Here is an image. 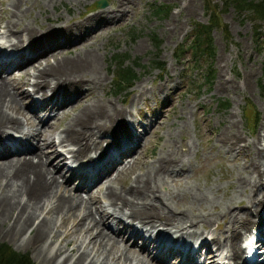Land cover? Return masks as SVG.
Here are the masks:
<instances>
[{
	"label": "bare ground",
	"instance_id": "6f19581e",
	"mask_svg": "<svg viewBox=\"0 0 264 264\" xmlns=\"http://www.w3.org/2000/svg\"><path fill=\"white\" fill-rule=\"evenodd\" d=\"M45 1L54 4L59 0ZM122 1L124 2L116 0L109 10L95 11L96 13L84 21L75 22L73 25H55L57 34L45 28L36 37V40L44 41L40 46H34V43L27 41L34 33L32 26L22 23L15 28L16 23L12 22L14 20L4 19L3 28L6 35L0 38H6L4 42H8L9 47L0 54V70H6L9 76L5 74L4 77L0 76L1 236L10 235L13 240L18 237L19 244L32 246L43 264H104L107 256L114 259L112 264H122L116 251L118 246L126 245L127 238L131 240L130 244L135 246L136 238L142 239L138 249H132L131 253L124 254L128 262L135 260L137 264H147L153 260L163 261L168 255L172 258L173 255L179 257V254L181 257L177 259L176 264H218L214 260L216 250L211 247L213 244L218 246L221 243L227 247L230 264H264V253L258 252L264 247V181L260 180L261 175H264V124L260 127L262 132L248 142L241 132H238L233 118L234 111L231 112L232 117L231 114L228 115L230 119H220L222 123L214 134V140L210 137V145L224 146L226 150L244 145L246 150H250L251 147L254 150L240 166L235 169L224 168L221 177L225 179L229 177L226 184L232 185V188L220 202L209 196L208 191L212 189L210 186L206 188L207 193L201 190L198 184L192 186L194 192H191L192 188L189 186L182 188L180 192L168 190L164 173L173 171L175 174L172 165L179 164L178 161H174L178 157L175 153L156 158L143 172H131L129 181L135 183L133 186L122 184L117 188L110 181L101 196H92L88 193L101 173L106 172L114 163L119 162L126 154L134 152L142 144L143 133L131 132L133 123L127 125L128 122H124L125 128L121 130L119 128L115 138L107 137L101 151L90 154L89 151L100 150L98 137L107 134L112 123L120 119L123 122L125 114L131 116L129 107L132 104L126 109L118 108L116 102L89 94L100 86L104 78L97 61L98 57L96 58L97 50L89 45L82 51L73 49L74 57H69L67 45L71 40L84 34L88 28L94 29L95 24L121 19V15L126 11V5ZM8 6L12 9L13 17H16L18 0H9ZM48 40L51 41L50 44L45 43ZM11 46L15 47L14 51L18 50L16 55ZM35 47H42L43 50ZM14 65L20 66L19 69L13 68ZM262 66L264 70V59ZM14 75H17L15 80L22 78L24 82L19 83L12 79ZM224 75L220 68L214 90L228 93L240 89L243 85H249V78L235 81ZM38 78L42 80L39 81ZM170 81L174 79L166 75L165 80L153 86L149 84L148 88L141 84L136 88L139 95L135 94L132 102L143 98L147 92L164 91L165 87L170 85ZM26 84L31 85V90L22 89ZM83 89L85 92H82ZM36 90L49 95L41 94L36 100L29 98L28 101L24 100L25 102L21 100L24 97L28 98L29 92L35 93ZM78 93L82 94L87 103L80 111L69 112V108H66L70 104L69 98ZM42 107L52 114L38 115L37 111ZM44 121L47 122L42 126ZM54 129L58 131L55 133ZM207 140L205 139V142ZM53 145L60 146L62 152L56 149L49 150ZM87 152L89 156L83 158ZM53 153L62 156V163L64 158L73 161V164L67 165V170L70 171L68 177H74L76 181L74 188H69L66 185L69 178L61 175L63 166L59 163L61 161L53 164L51 158ZM126 163L115 173V177L132 165ZM47 165H52V168ZM55 175L62 176L63 181L58 182ZM160 185H165V191L161 190ZM75 189L84 191L86 195L76 192ZM191 193L192 198H188L187 195ZM183 196L189 200H179ZM251 205L258 207L255 208L253 215ZM109 217L120 221L121 228L113 230L107 226ZM56 218L68 222L69 227L62 230V237L59 238L64 242L49 249L53 240L60 236L58 232L52 230ZM197 224L204 227L212 224L216 226L208 240L211 241L210 244L202 239L197 243L206 246L200 257H197L199 248L186 244L182 233L174 236L171 234L169 238L159 237L160 231L167 226L186 229ZM218 225L221 228H218ZM156 226L160 229L155 230ZM223 231L227 233L224 234ZM71 232L76 235L81 233L80 238L77 240L76 236V243L67 247L71 241L67 236ZM86 232L89 233L88 240L85 239ZM25 233H28L27 236ZM247 238L251 241L246 249L241 246V241ZM149 245L156 251L151 252ZM59 255H62L61 258L57 257ZM257 256L262 259L254 261Z\"/></svg>",
	"mask_w": 264,
	"mask_h": 264
},
{
	"label": "rangeland",
	"instance_id": "374dc122",
	"mask_svg": "<svg viewBox=\"0 0 264 264\" xmlns=\"http://www.w3.org/2000/svg\"><path fill=\"white\" fill-rule=\"evenodd\" d=\"M96 1L97 0H84L75 2L72 0H59L51 4L45 0H18L17 16L13 17L11 12L12 9L8 6L9 0H0V36L6 35L5 29L3 28L4 19H12L14 20L12 22L16 23L15 28H18L22 23H27L32 26L34 33H32L33 35L29 37L27 41L34 43V46H40V43L44 41L36 40V37L39 36V33L45 28H48L47 31L51 30L57 34L55 25H73L75 22L84 21L95 11H100V9L109 10L116 0H106V4L102 6L96 5ZM213 1L217 9H219L218 18L220 24L219 26L213 27L210 31L213 50L211 57L207 60L211 72L209 84L202 82V74L199 69L201 61L196 63V65H198L197 67L192 66L193 64L191 62L185 63L184 58L177 57L179 51L177 48L182 42L183 37L189 31L191 24L196 21L205 22L207 19V15L204 12L203 0H124V2H122L126 5V11L124 15H121V19H115L114 22H100L95 24L96 27L94 29L93 27L88 28L84 34L79 38L71 40L67 45L70 53L69 57H74V50L82 51L83 49H87L89 45L97 50L96 58L98 57L97 61L104 78L100 86L96 87V89L93 90L94 92H90L89 94H96V96L101 99L106 98L116 102L119 105L118 108L123 107L126 109L129 104H132L129 107L131 116L125 114L123 122H121L122 119H120L112 123L108 133L98 137L100 150L89 151L90 154H93V152H100L102 146L106 143L105 139H107V137L111 136L115 138L117 130L119 128L120 130L125 128L124 122H128L127 125L133 123L132 132L140 133L142 131L143 133V137L141 138L142 144H140L134 152L126 154L123 159L114 163L111 168L101 173L100 176L95 179L96 182L93 183L89 190L90 192H88L92 196H101L104 188L110 181H112L111 184L117 188L122 184L133 186L135 183L132 182V180L129 181L131 172H143L147 167H150V163L156 158L166 157L168 154L174 153L178 156L174 161L179 162L178 165H172L175 174L173 171L164 173L165 182L167 184L166 187H168L169 191L173 190L175 192L177 190V192H180L182 188L185 189L188 186L192 188V186L198 184L201 190L207 193L206 188L210 186L212 189L210 188L211 190L208 191V194L210 193L209 196H213L216 202H220L221 199L230 192L232 185L226 184L229 177L225 179L221 177V173L224 172V168L230 167L235 169L237 166H240L242 162L244 163L246 158L248 159L250 154L253 153L254 148L250 145L251 149L246 150L243 145L231 150H226L224 146L220 147L217 144L210 145V137L214 140V134L222 123L220 119H230L228 115L231 114L232 117L233 111L235 113L238 112L237 114L233 113L238 132H241V135L247 139L248 142H251L258 133L262 132L260 127L261 124H264V70L262 66L264 59V19L254 18L252 14L244 11L237 12L231 5L224 4L222 0ZM152 4L163 5L161 11L157 14L152 13ZM8 10H10L11 15L8 13ZM16 20L18 21L16 22ZM151 33H154L156 39L159 40L157 46H155V41L150 37ZM257 35L258 37H255ZM5 39L6 38L3 37L0 38V49L2 50L0 54L4 52V49L6 51L9 47L7 46L8 42H4ZM50 42V40L45 41L46 44H50ZM11 47L13 48L12 51H14L15 47ZM35 48L42 49V47ZM17 52L18 50L14 51V53ZM114 54L125 57L123 61L124 64L129 65L134 72V78L129 84L120 86L118 89L112 85L114 76L113 65L110 61ZM36 62L37 61H35V63ZM12 67L19 69L20 66L17 65ZM220 68L223 75L225 74V77L230 76L229 78L231 80L238 81L241 78H249V85H243L240 89L228 93L214 90L217 72ZM4 74L5 76H9L6 70H0V76L4 77ZM166 75H169L174 81H170V85L165 87L164 91L147 92L143 98H138L132 102L135 98V94H138L136 88L141 86V84H145L148 88L149 84L153 86L163 81V79L165 80ZM13 78L16 79V77ZM38 80L41 81L42 79L38 78ZM15 81L19 83L24 82L22 78ZM22 89L31 90V85L26 84ZM36 92H29L28 98L24 97L21 100H23V102L28 101L29 98H34L36 100L41 94H43V96L46 94L48 95V93H43L40 90H36ZM82 92H85V89H83ZM78 95L80 94L78 93L69 98L68 103L70 104L66 107L69 108V112L76 113L87 103L86 99L82 97V94L80 96ZM247 109H251L253 114H257V120L254 125L249 124L247 120ZM45 112V115L50 113L48 111ZM37 114L40 115L41 112H37ZM182 119L184 120V127H182ZM46 122L47 121L42 122V126H45L43 124ZM139 130L140 132H138ZM57 131V129H54L55 133ZM205 139L208 140L205 142ZM54 141H57V135H55ZM262 144L263 142H261V145ZM186 148H188V150H186ZM52 149L62 152L60 146L57 145H53L49 150ZM89 152H87L83 158L89 156ZM52 155L51 158L55 165L63 159L60 154L53 153ZM83 158L81 160H83ZM178 159H182V161ZM126 162L132 165L123 170L125 172H119L115 177V173L122 165L127 164ZM59 163L61 164L62 161ZM238 163L239 165H237ZM245 163L247 164V161ZM62 164L61 175L65 178L68 177L70 172L67 170V165L73 164V161L70 162V159L64 158V163ZM47 166L50 169L52 168V165ZM56 176L59 180L58 182H61V180L63 181L62 176L55 175V177ZM68 178L69 182H67L66 185L69 188H74V184L76 183L74 177ZM260 180L264 181V175H261ZM183 183L185 184L183 185ZM166 187L165 185H160L162 191H165ZM190 190L194 192L193 188ZM75 191L78 193L80 192L84 196L86 195L84 191L79 189H75ZM192 194L193 193L187 195L188 198H192ZM188 198L183 196L179 198V200H189ZM255 208L258 209V207L254 205L250 206L252 215L254 214ZM127 219H129V217H127ZM55 220L52 224V230L58 232L60 236L53 240L49 249H53L61 242H64L60 240L62 237V230L69 227L68 222H63L59 218ZM107 221V224H105L107 226L109 225L113 230L121 228L122 226V223L120 221H115L113 217H109ZM156 227L155 230L160 229V227ZM1 228L0 225V232L2 230ZM215 228L216 226H214V224L209 227L197 224L194 227L189 226L186 229L167 226L160 231L159 237L169 238L171 234V236H174L182 233V236L185 237L186 244H191L199 248V256L197 257H200V254L205 252L203 250H205L206 246H200L197 243L201 239L208 242L209 238L212 236L211 232ZM218 228H221V226L218 225ZM163 231L164 233H162ZM223 233L226 234L227 232L223 231ZM27 234L28 233H25L26 236ZM80 234L81 233H79V235L73 232L69 233L67 237L70 238L71 241L69 242L70 244L68 243L66 246L70 247L76 243L75 237L77 236L78 240ZM88 234L87 232L85 234L86 240H88ZM17 238L13 240L10 235L2 237L0 233V242L9 244L14 250L26 252L35 264H43L40 262L39 257H37V252H34L32 246L26 247L19 244ZM130 241L131 240L127 238L125 240L126 245L118 246V251H116V253L119 254L118 260L122 264H137L135 260L128 262L124 254L131 253L132 249H138V247L141 246L140 243L142 239L136 238V246L131 245ZM210 242L211 241H209L208 244H210ZM212 248L216 250L214 260L217 261L218 264L231 263L227 247L224 244L221 243V245L218 246L213 244L211 249ZM258 248H260V246ZM149 250L151 252L156 251V249L151 248V245H149ZM61 256L62 255H59L57 257L61 258ZM180 257V254L179 257L173 255L172 258L171 255H168L167 259L163 261L153 260L152 262H147V264H176L177 259ZM102 260L105 261V259ZM113 261L114 259L111 258V256H107L104 264H112ZM169 261L171 263H169Z\"/></svg>",
	"mask_w": 264,
	"mask_h": 264
},
{
	"label": "trees",
	"instance_id": "16d2710c",
	"mask_svg": "<svg viewBox=\"0 0 264 264\" xmlns=\"http://www.w3.org/2000/svg\"><path fill=\"white\" fill-rule=\"evenodd\" d=\"M224 4L231 5L237 12L244 11L252 14L254 18L264 19V1L262 0H222ZM204 12L207 15L205 22H193L189 31L183 37L177 50V57L184 58L185 63L191 62L192 66H197L196 63L201 61L199 65L202 82L209 84L210 82V65L207 60L212 55V42L210 31L213 27L219 26L217 6L213 0H203ZM163 5L152 4V13L157 14L161 11ZM152 40L155 41V46L159 40L156 39L154 33L150 34ZM255 37H258L255 36ZM124 58L119 54H114L111 58L113 65V82L112 85L118 89L120 86L128 85L134 78V72L129 65L124 64ZM247 111V120L249 124L254 125L257 120V114L253 111ZM250 112V113H249ZM254 115V116H252ZM246 117V115H245ZM254 117V118H253ZM255 119V120H254ZM0 264H35L26 252L14 250L9 244L0 242Z\"/></svg>",
	"mask_w": 264,
	"mask_h": 264
},
{
	"label": "water",
	"instance_id": "95a60500",
	"mask_svg": "<svg viewBox=\"0 0 264 264\" xmlns=\"http://www.w3.org/2000/svg\"><path fill=\"white\" fill-rule=\"evenodd\" d=\"M106 4V0H97L96 1V5L98 6H102V5H105Z\"/></svg>",
	"mask_w": 264,
	"mask_h": 264
}]
</instances>
